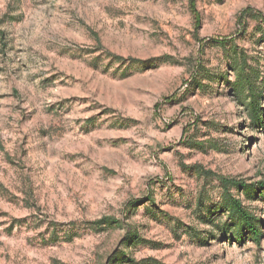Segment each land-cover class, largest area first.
I'll return each mask as SVG.
<instances>
[{
    "label": "rangeland",
    "instance_id": "374dc122",
    "mask_svg": "<svg viewBox=\"0 0 264 264\" xmlns=\"http://www.w3.org/2000/svg\"><path fill=\"white\" fill-rule=\"evenodd\" d=\"M192 2L0 0V264H264V0Z\"/></svg>",
    "mask_w": 264,
    "mask_h": 264
},
{
    "label": "trees",
    "instance_id": "16d2710c",
    "mask_svg": "<svg viewBox=\"0 0 264 264\" xmlns=\"http://www.w3.org/2000/svg\"><path fill=\"white\" fill-rule=\"evenodd\" d=\"M190 1H191L190 5L192 7L193 0H190ZM248 12L249 10L243 11V15L247 14ZM245 81L248 85V91L251 95V102L248 104L249 106L248 109L250 112V119L256 126H261L262 118L260 117V114L258 112L259 110V101L257 99L258 95L257 93L254 92L255 90H254L253 82L249 80L248 76L245 77ZM219 180L224 190L222 199L224 203L226 204V207L228 209L227 211L236 217L237 221L239 222V230L240 231L246 230L251 236V238L253 239V241L258 243L261 237V232L259 231V227H258L259 221L241 206V203L239 200L235 199L229 194L230 187L235 186V187H240L241 189L243 188L245 189L247 186L242 185L240 182H233L231 180L224 179V178H219ZM137 203H140V201H136L135 202L136 205L132 204L131 206H137ZM114 223H116V221L113 218H102L90 224L93 227H98V226L101 227V225L108 226ZM237 237L241 240V235ZM125 242L130 243V244H138L141 242V239L136 234H133V235L126 237Z\"/></svg>",
    "mask_w": 264,
    "mask_h": 264
}]
</instances>
